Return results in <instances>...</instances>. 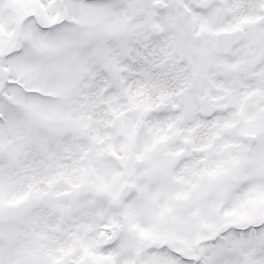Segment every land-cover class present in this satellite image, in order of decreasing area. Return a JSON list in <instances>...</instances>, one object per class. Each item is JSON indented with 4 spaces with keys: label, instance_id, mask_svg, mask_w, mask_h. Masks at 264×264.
<instances>
[{
    "label": "snow or ice",
    "instance_id": "snow-or-ice-1",
    "mask_svg": "<svg viewBox=\"0 0 264 264\" xmlns=\"http://www.w3.org/2000/svg\"><path fill=\"white\" fill-rule=\"evenodd\" d=\"M0 264H264V0H0Z\"/></svg>",
    "mask_w": 264,
    "mask_h": 264
}]
</instances>
